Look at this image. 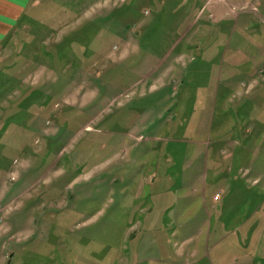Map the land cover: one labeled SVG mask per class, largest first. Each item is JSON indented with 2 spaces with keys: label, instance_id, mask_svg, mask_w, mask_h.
<instances>
[{
  "label": "rangeland",
  "instance_id": "rangeland-1",
  "mask_svg": "<svg viewBox=\"0 0 264 264\" xmlns=\"http://www.w3.org/2000/svg\"><path fill=\"white\" fill-rule=\"evenodd\" d=\"M228 1L250 96L215 82L226 33L188 48L219 0L31 4L0 61V264H264V0Z\"/></svg>",
  "mask_w": 264,
  "mask_h": 264
},
{
  "label": "crops",
  "instance_id": "crops-1",
  "mask_svg": "<svg viewBox=\"0 0 264 264\" xmlns=\"http://www.w3.org/2000/svg\"><path fill=\"white\" fill-rule=\"evenodd\" d=\"M42 0H0V61L3 60V52L13 47V43L17 38H19V33L23 31V29L26 28V22H28L30 16L29 8L31 4H38L41 3ZM211 0H206L203 7L199 11V15L206 12L207 6L209 5V2ZM220 3L217 4L213 9H216L217 11L211 13V15L208 17L209 19L213 20L214 25L211 27L209 25L204 26H192L186 30V33L191 32L192 35L188 38L189 39V49H195L198 48L200 44L199 36L202 38L204 34H209L211 32L214 33H226L227 37L224 40L225 44L223 47L218 46H210L208 50H210L208 59L211 60H222V63L218 65L215 69V82L221 81L222 79L227 80L228 82H233L235 88L237 91H244L247 96L251 95L252 87L254 85H251V81L253 80L252 77H249L247 75H250L247 70H240L239 66H242L245 68L248 65H251V59L247 62V53H243L245 56V62L244 61H227L225 58L228 54V51L231 50H237V52L233 53V56H236V54L241 51L242 47L240 46V40L245 39L247 43H250L249 39L245 37L244 34L248 33L250 30H252L255 26H253L249 21L251 19L250 12H237L233 10V8L230 5V2L228 0H219ZM259 1V0H258ZM263 0H261L262 2ZM264 8V5H263ZM215 13V14H214ZM233 13L234 18L227 17L229 14ZM225 18L226 21H229L230 23L233 20V23L231 24H223L222 20ZM241 23V24H240ZM256 33V31H254ZM229 36V37H228ZM219 40V37H217ZM197 39V41H196ZM220 41L222 39L220 38ZM202 48V47H200ZM173 49V48H172ZM204 50V48H202ZM222 50L219 57H217L214 53V51L211 50ZM259 59L264 58V54H259ZM258 58H253L254 62L259 60ZM160 65V63H159ZM158 65V66H159ZM182 69V66H181ZM174 68L168 72L169 74L172 73ZM238 71V72H237ZM246 74V75H244ZM224 76V77H223ZM247 76V80L246 77ZM232 79H235L232 81ZM254 81V80H253ZM252 81V82H253ZM250 83V85L248 84ZM247 84V85H246ZM247 86V87H245ZM255 89V88H253ZM213 97L219 96L220 87L218 85L215 86L213 90ZM260 98L262 96H259ZM241 103L240 110L238 109L239 104H237V112L238 111H248L247 106L249 108L252 104L251 99L249 97H246L244 100L243 94L241 96ZM264 130V120L260 123ZM230 132H231V142L232 143H239V139L235 136L238 134V126L236 122H233L229 126ZM251 131V128H247L246 132L249 133ZM263 133V132H262ZM264 134L262 135V137ZM264 138V137H263Z\"/></svg>",
  "mask_w": 264,
  "mask_h": 264
}]
</instances>
